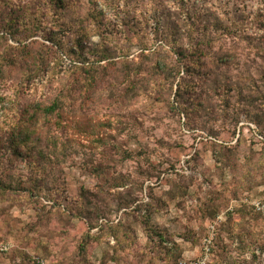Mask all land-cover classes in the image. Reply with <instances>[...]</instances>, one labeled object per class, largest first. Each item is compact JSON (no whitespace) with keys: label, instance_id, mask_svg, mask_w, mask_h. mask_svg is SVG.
I'll list each match as a JSON object with an SVG mask.
<instances>
[{"label":"rangeland","instance_id":"rangeland-1","mask_svg":"<svg viewBox=\"0 0 264 264\" xmlns=\"http://www.w3.org/2000/svg\"><path fill=\"white\" fill-rule=\"evenodd\" d=\"M63 3L0 0V35L17 47L0 39V181L25 189L0 194V264H264V0ZM84 31L91 60L101 42L119 63L73 105L72 63L47 33L69 47ZM190 35L223 58L204 79L178 72ZM41 48L61 67L30 72ZM155 48L168 81L127 75L122 59ZM58 96L61 111L31 117ZM25 125L42 131L39 159L5 142Z\"/></svg>","mask_w":264,"mask_h":264},{"label":"trees","instance_id":"trees-1","mask_svg":"<svg viewBox=\"0 0 264 264\" xmlns=\"http://www.w3.org/2000/svg\"><path fill=\"white\" fill-rule=\"evenodd\" d=\"M55 3L59 5H62L64 7L63 0H55ZM58 8V7H56ZM97 28V27H96ZM49 35L47 37V40L52 47L56 48H66V55L69 60L71 61L72 65L70 73H71V82H69V85L67 84V90L65 98L67 100H70L73 105L76 104V102L79 100V98L82 95V88L85 87L89 91H93L94 87L97 85V83L102 81V77L100 76V72L103 73V77L107 75V71L110 68L116 69L118 66L119 61L115 59L116 55L115 53L109 48V47H103L101 45V42H98L99 44H95V49H91L89 47L90 51H94L92 55H94V60L90 59L88 56V52L85 50V39H88L90 36L86 31H84L83 34L77 35L76 45H71L68 47V45L65 44V47L61 44V39L54 38L52 35H50V32L47 33ZM5 39V44L2 46L3 49H6L7 46H9L10 51L17 49V47H13L11 45H7L6 43V36L0 35V39ZM190 43L187 47H184L182 45L177 46L174 51L176 53V59L178 61V72L180 73V70L183 69V74L186 76H197L202 77L203 79L208 75V61L212 63H219L223 62L222 57L217 58H211L210 57V51L206 47L205 42L201 38H194L192 35L189 36ZM38 41H31L32 44H36ZM42 45V44H40ZM29 46L28 44H24L23 48H26ZM98 46L100 47V50H98ZM68 48V49H67ZM157 48L150 50L148 52H145L144 50L139 53V56L137 57L138 60L132 59L129 61H125L126 59H122L123 63H125L126 67L131 66V71L127 75H130L132 72L137 71H144V69L150 70L152 75L158 76L160 78V81H168L171 77L172 73L171 70L173 67L172 65H169L165 62L162 58H155L157 55ZM0 54L3 55V51L0 49ZM10 54V62L13 64V58L11 59L12 52L8 53L6 52V55ZM5 56V55H3ZM29 59L32 60V63L30 65V72H39L41 69H48L51 70L53 68L61 67L58 63V65H50V58L49 55L46 53L45 50L41 48V50H34L29 52ZM4 58V57H3ZM21 59L26 60L24 57ZM102 62H105L104 64H101ZM1 69V68H0ZM60 69V68H59ZM58 69L57 74L59 75V72H61ZM2 70V69H1ZM137 73V72H136ZM118 76V75H116ZM62 78V77H60ZM63 79V78H62ZM83 84V86H82ZM87 85V86H86ZM137 88L136 84L134 83L132 85V89ZM179 88H181V85H179ZM178 88V90H180ZM60 97H63L61 95ZM59 96L56 97L51 103H40L36 102L33 106V116L32 118L38 114L41 113L43 117L51 116L58 111L62 110V106L64 103V100L61 99ZM174 103L176 105L178 104L175 100ZM32 119L28 118V122H30ZM44 137L42 136V131L40 128H32L25 125V127L21 130H13L10 132L9 136L5 138V142L8 143V148L11 152L12 157L15 159H39L42 156V144H43ZM2 140L0 139V143ZM20 190H25L22 187H12L11 185H8L6 187L4 184L0 181V194H6L11 192H18ZM31 195V194H30ZM150 214L148 213L143 218V225L147 227L148 230L153 234H156L161 240H162V234L160 231L155 229V227L150 223ZM88 229H93L96 227L94 223L91 222V219H88ZM110 231H113V227L110 226ZM92 236L90 233H86L82 241L80 242L79 249L80 251L84 252L88 242L91 240Z\"/></svg>","mask_w":264,"mask_h":264},{"label":"built area","instance_id":"built-area-1","mask_svg":"<svg viewBox=\"0 0 264 264\" xmlns=\"http://www.w3.org/2000/svg\"><path fill=\"white\" fill-rule=\"evenodd\" d=\"M4 248H6V247H4ZM38 262H41V261L38 260ZM196 264H204V262H199V263H196Z\"/></svg>","mask_w":264,"mask_h":264}]
</instances>
